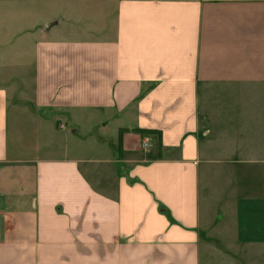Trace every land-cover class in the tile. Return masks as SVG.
<instances>
[{
  "label": "crops",
  "instance_id": "crops-1",
  "mask_svg": "<svg viewBox=\"0 0 264 264\" xmlns=\"http://www.w3.org/2000/svg\"><path fill=\"white\" fill-rule=\"evenodd\" d=\"M0 1V264H264V0Z\"/></svg>",
  "mask_w": 264,
  "mask_h": 264
},
{
  "label": "rangeland",
  "instance_id": "rangeland-1",
  "mask_svg": "<svg viewBox=\"0 0 264 264\" xmlns=\"http://www.w3.org/2000/svg\"><path fill=\"white\" fill-rule=\"evenodd\" d=\"M96 1L97 0L92 1L91 4L89 2L88 7H91L92 10H94L96 7H99V5H97L98 2ZM35 2H36L35 5L38 10L41 9V11H44V15H46V13L50 15L52 11L53 0H36ZM31 3L32 1L28 2V4H31ZM107 5L109 6V9L112 8L110 3H108ZM5 6L6 5L3 4V1H0V8L5 7ZM55 6H57V4L54 3V7ZM55 8L57 9V7ZM96 21L98 22V16L95 22ZM10 24L12 25L11 26L6 25L5 29H0V75H1L0 80L4 79L3 76H5L7 72H13L14 74H18L19 71H25V70L31 69V64H32L31 61L28 62V58H29L28 56H30L33 53L31 43L33 44L34 43L33 41L36 40L35 36L22 33L16 27V24H14V19L10 20ZM20 54L25 55L24 57H27V61H24L22 63H20L19 61H14V60L8 61L9 58L7 57H13L14 55H16L15 57H17ZM14 82L18 84L19 78L14 79ZM23 128L27 129V127L21 126V130ZM13 129H16L18 132L19 127L13 126ZM78 139H77V143L80 145H85L86 149L93 147L92 139L86 138V137H78ZM61 142H63V140H59V143ZM51 143L52 145H54V147H57L56 142H51ZM46 146H51V145L48 143L46 144ZM94 153L95 151H93V154Z\"/></svg>",
  "mask_w": 264,
  "mask_h": 264
},
{
  "label": "trees",
  "instance_id": "trees-1",
  "mask_svg": "<svg viewBox=\"0 0 264 264\" xmlns=\"http://www.w3.org/2000/svg\"><path fill=\"white\" fill-rule=\"evenodd\" d=\"M140 132L142 133H146V134H151L154 133V131H150V130H141ZM123 131H119V137H118V150H121V135H122Z\"/></svg>",
  "mask_w": 264,
  "mask_h": 264
},
{
  "label": "built area",
  "instance_id": "built-area-1",
  "mask_svg": "<svg viewBox=\"0 0 264 264\" xmlns=\"http://www.w3.org/2000/svg\"><path fill=\"white\" fill-rule=\"evenodd\" d=\"M143 148H146L148 146V143L145 141L142 143Z\"/></svg>",
  "mask_w": 264,
  "mask_h": 264
}]
</instances>
